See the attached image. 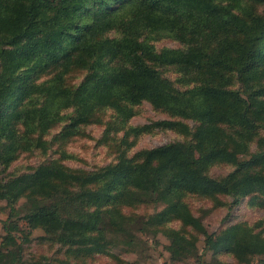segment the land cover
<instances>
[{
  "label": "trees",
  "instance_id": "1",
  "mask_svg": "<svg viewBox=\"0 0 264 264\" xmlns=\"http://www.w3.org/2000/svg\"><path fill=\"white\" fill-rule=\"evenodd\" d=\"M113 30L118 35L103 36ZM143 31L168 33L188 47L157 51L141 38ZM80 56L87 58L93 72L75 89L35 83L42 70L68 67ZM105 56L134 65L98 70ZM263 63L264 0H0V112L9 114L14 107L19 124L9 128L0 121V161L10 159L21 146L44 144L36 129L59 115L65 97L76 117L102 106L119 110L117 101L144 100L200 121L192 135L195 144L159 145L81 176L40 166L20 179L21 188L35 196L30 213L36 220L67 225V231L85 235L89 229L99 232L101 224L122 229L129 223L132 218L115 208L118 203L167 202V211L179 213L186 193H223L234 199L249 192L264 196V174L243 170L264 161V149L247 160L238 156L254 132L264 130ZM159 66L223 71L249 91L214 84L210 75L207 84L178 91L160 76ZM215 161L235 168L221 178L210 177L205 169ZM72 235L66 240L71 242ZM209 242L214 249L257 255V264H264V238L243 224L208 234Z\"/></svg>",
  "mask_w": 264,
  "mask_h": 264
},
{
  "label": "rangeland",
  "instance_id": "2",
  "mask_svg": "<svg viewBox=\"0 0 264 264\" xmlns=\"http://www.w3.org/2000/svg\"><path fill=\"white\" fill-rule=\"evenodd\" d=\"M114 35L118 32L103 33L108 37ZM141 38L157 51L188 47L161 31H143ZM115 65L132 67L134 64L122 57L105 56L97 69ZM87 66V58L80 56L77 63L72 62L68 67L59 65L51 71L42 70L35 83L73 90L92 74V68ZM158 70L160 76L178 91L207 84L209 75L215 78L212 79L214 84L225 88L237 85L249 91L235 80L234 75L223 71L209 73L208 68H203L198 72L173 66H159ZM254 83L249 82L250 86ZM60 101L59 115L53 114L54 119L47 127L36 129L40 131L37 133L44 144L21 146L12 152L10 159L0 161V185L11 181L8 187H0V264L258 263L257 255L234 254L229 249H214L211 242L205 243L208 234H220L235 224H243L264 238V196L258 192L241 194L236 199L223 193H186L181 197L184 208L179 213L167 211V202L118 203L115 208L123 216H130V222H125L122 229L101 224L99 232L92 229L85 232L88 239L81 232L67 231V225L36 220L30 213L35 207V196L30 189L21 188L23 182L20 179L31 175L40 166L61 168L81 176L159 145L182 143L192 146L195 144L193 132L201 125L200 121L155 108L144 100L135 104L117 101L119 110L102 106L79 117H76L77 112L73 111L74 105L68 97ZM14 111L11 107L9 114L12 116L7 120L9 114L5 110L0 112V121L9 128L19 125L13 116ZM159 121L173 124L156 125ZM37 133L34 131L33 137ZM263 149L264 130L259 129L250 137L247 149L239 152V160H247L252 153ZM234 168L230 162L215 161L206 167L205 172L210 177L221 178ZM249 169L264 174V161L243 168ZM70 234H73L71 242L66 240L70 239ZM177 236H183L186 241L178 240Z\"/></svg>",
  "mask_w": 264,
  "mask_h": 264
}]
</instances>
